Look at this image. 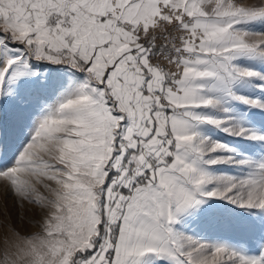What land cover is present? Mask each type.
Here are the masks:
<instances>
[{
  "label": "snow or ice",
  "instance_id": "6c2138e0",
  "mask_svg": "<svg viewBox=\"0 0 264 264\" xmlns=\"http://www.w3.org/2000/svg\"><path fill=\"white\" fill-rule=\"evenodd\" d=\"M0 264H264V0H0Z\"/></svg>",
  "mask_w": 264,
  "mask_h": 264
}]
</instances>
